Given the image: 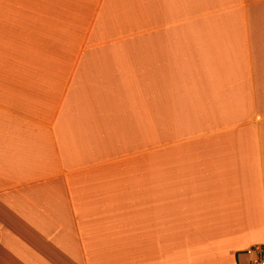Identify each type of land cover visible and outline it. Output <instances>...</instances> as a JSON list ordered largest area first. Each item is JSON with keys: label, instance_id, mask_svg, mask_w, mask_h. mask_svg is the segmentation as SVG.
<instances>
[{"label": "crops", "instance_id": "0c3cea01", "mask_svg": "<svg viewBox=\"0 0 264 264\" xmlns=\"http://www.w3.org/2000/svg\"><path fill=\"white\" fill-rule=\"evenodd\" d=\"M254 246L264 0H0V264Z\"/></svg>", "mask_w": 264, "mask_h": 264}, {"label": "built area", "instance_id": "2783aa9c", "mask_svg": "<svg viewBox=\"0 0 264 264\" xmlns=\"http://www.w3.org/2000/svg\"><path fill=\"white\" fill-rule=\"evenodd\" d=\"M245 253L249 257L248 264H264V246H254Z\"/></svg>", "mask_w": 264, "mask_h": 264}, {"label": "rangeland", "instance_id": "374dc122", "mask_svg": "<svg viewBox=\"0 0 264 264\" xmlns=\"http://www.w3.org/2000/svg\"><path fill=\"white\" fill-rule=\"evenodd\" d=\"M239 264H248V257L247 256H241L239 258Z\"/></svg>", "mask_w": 264, "mask_h": 264}]
</instances>
